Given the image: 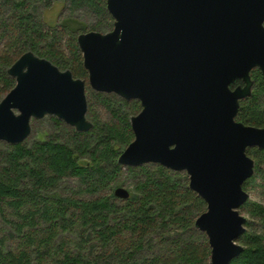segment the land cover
<instances>
[{
	"label": "water",
	"instance_id": "1",
	"mask_svg": "<svg viewBox=\"0 0 264 264\" xmlns=\"http://www.w3.org/2000/svg\"><path fill=\"white\" fill-rule=\"evenodd\" d=\"M106 7L113 28L77 37L88 81L31 50L7 69L15 85L0 100V141L24 142L32 120L46 116L92 130L88 85L139 100L134 138L118 163L186 172L206 202L195 227L208 238L210 264H231L244 251L240 208L255 172L247 150L264 149V126L237 120L253 93L252 71L264 74V0H106ZM114 194L130 197L123 186Z\"/></svg>",
	"mask_w": 264,
	"mask_h": 264
},
{
	"label": "trees",
	"instance_id": "2",
	"mask_svg": "<svg viewBox=\"0 0 264 264\" xmlns=\"http://www.w3.org/2000/svg\"><path fill=\"white\" fill-rule=\"evenodd\" d=\"M34 1L0 0V100L15 85L7 69L26 51L75 77L88 76L77 43L85 26L67 17L47 28L31 7ZM67 1L72 11L88 8L99 18L92 31L113 28L106 0ZM252 77L253 93L241 101L237 120L263 127L264 74L255 69ZM90 94L91 100L87 89L92 130L78 132L51 116L55 132L45 138L0 142V215L6 227L0 264H210L208 238L195 227L206 202L189 187L185 172L159 164L126 167L136 182L127 188L128 199L115 196V189L124 187L118 157L134 138L130 119L141 104L114 93ZM96 102L110 119L95 112ZM248 152L256 165L245 185L261 178L264 188V149ZM66 178L79 185L62 193L59 185ZM242 208L264 224V204L249 199ZM251 225L246 222L240 237L244 251L231 264H264V233L248 230Z\"/></svg>",
	"mask_w": 264,
	"mask_h": 264
},
{
	"label": "rangeland",
	"instance_id": "3",
	"mask_svg": "<svg viewBox=\"0 0 264 264\" xmlns=\"http://www.w3.org/2000/svg\"><path fill=\"white\" fill-rule=\"evenodd\" d=\"M47 1H50V3L47 4ZM32 6L35 7L33 11L36 12L38 18L44 23L45 27L47 28L58 25L63 19L67 17H73L76 20L82 22V24L85 26L86 32L92 31V26L97 25V23L99 22V18L93 12H91L88 8L83 7V8L75 9L74 11H72L70 8V3L67 0H37V1H34V4H32L31 7ZM105 29H106L105 27H101V28H98V30L96 31L105 33V32L110 31L112 28L110 30H105ZM83 78L88 81V76L83 77ZM87 89H88V98L91 100L90 91L92 89L90 88L89 85L87 86ZM92 102L94 103L95 101L92 100ZM93 107H94L95 112L97 114H100V116L104 120L110 119V113L103 105L96 102L95 105H93ZM53 124L54 123H53V120L51 119V116H46L42 119H33L32 120V133L30 137L34 138L35 136L38 139L45 138L46 134L55 132L54 131L55 127L53 126ZM62 128H64V126H62ZM0 142L6 143L3 141H0ZM127 173L128 171L126 170V167H124L120 181L123 182L124 187L128 189H133L136 179L133 175H128ZM262 183H263V180L259 178L256 185L255 183H252L251 185H249L248 191L250 194V200L264 204V188L262 186ZM78 185L79 183L77 182L76 178H66L63 180V182H60L59 191L62 193H68L71 189L77 188ZM102 194H105V192H102L100 194H95V195L99 196ZM79 197L88 198V199L92 198V196L90 195L88 196V195H81V194L79 195ZM240 213L244 215L247 221H250V223L252 224L251 227H248V230L253 231V232L264 233V224H262V222L258 218L252 217L251 214H249L245 210V208H241ZM5 229H6L5 224L0 215V238L2 237V235L5 234V231H4Z\"/></svg>",
	"mask_w": 264,
	"mask_h": 264
},
{
	"label": "flooded vegetation",
	"instance_id": "4",
	"mask_svg": "<svg viewBox=\"0 0 264 264\" xmlns=\"http://www.w3.org/2000/svg\"><path fill=\"white\" fill-rule=\"evenodd\" d=\"M239 83H241V82L238 81V82H236L233 86H236V85L239 84ZM253 148H257V147L248 148V150H249V149H253ZM258 149H259V148H258ZM248 150H247V151H248ZM248 154H249V152H248ZM249 155L251 156V154H249ZM251 157L254 158L253 156H251ZM254 160H255V159H254ZM255 165H256V160H255ZM254 173H255V172H254ZM253 175H254V174H253ZM251 178H252V177H250L249 179H251ZM249 179H247V181H248ZM247 181L244 183V189L249 193L248 188L245 187V186H247V185H245V184L247 183ZM247 187H248V186H247ZM249 199H250V194H249ZM249 199H248V200H249ZM248 200H247V201H248ZM247 201H246V202H247ZM246 202H245V203H246ZM245 203L243 204V206L245 205ZM243 206H241V208H242ZM241 208H240V209H241ZM246 222H247V221H246ZM245 224H246V223H245ZM245 227H246V226H245ZM239 243H241V242H240V239H239ZM241 244H242V243H241ZM242 245H243V244H242Z\"/></svg>",
	"mask_w": 264,
	"mask_h": 264
}]
</instances>
